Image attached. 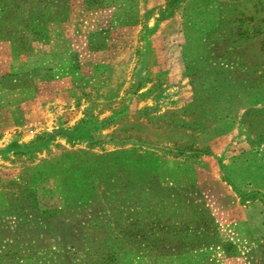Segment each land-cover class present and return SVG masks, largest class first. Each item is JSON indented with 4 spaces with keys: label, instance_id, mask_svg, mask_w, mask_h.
Returning a JSON list of instances; mask_svg holds the SVG:
<instances>
[{
    "label": "rangeland",
    "instance_id": "374dc122",
    "mask_svg": "<svg viewBox=\"0 0 264 264\" xmlns=\"http://www.w3.org/2000/svg\"><path fill=\"white\" fill-rule=\"evenodd\" d=\"M65 1L47 27L98 14L74 45L118 43L107 76L48 55L50 33L23 48L51 67L7 40ZM203 54L243 82L264 75V0H0V264H264V218L249 209L264 214V85L242 86L239 114L262 110L243 121L215 123L205 82L204 105L186 109V60Z\"/></svg>",
    "mask_w": 264,
    "mask_h": 264
},
{
    "label": "trees",
    "instance_id": "16d2710c",
    "mask_svg": "<svg viewBox=\"0 0 264 264\" xmlns=\"http://www.w3.org/2000/svg\"><path fill=\"white\" fill-rule=\"evenodd\" d=\"M85 4L92 7H98L103 4V0H85ZM167 6L169 5L167 4L166 8L163 11H160L158 19L165 18ZM68 11L69 7L65 1V4L55 8L54 10L47 9L28 12L27 15L29 17L27 21H30V23L25 24L18 34H14L7 40L12 41L14 51L19 53L26 52L30 55L32 52L23 48V46L27 44V41L47 38L49 35L47 23L53 20H64L63 18L66 16ZM220 22H222V18L219 19L218 23ZM216 24L217 22L215 23V26ZM215 26L205 33L204 40H197V47H199V44L204 46L211 44L212 40L209 38L211 37L212 32L217 29ZM186 31H189L188 27L186 28ZM202 51L204 52L205 50ZM189 59L186 60V69L188 74L192 77L191 82L194 87V99L193 102L186 107V109L199 110V108L204 105L203 102L206 100L205 98L202 99V97L205 92L202 91L200 87L202 83L205 82L209 90L208 98L210 99L209 104L211 109L209 113L212 115V119L215 123L224 122L227 119L235 120L237 118H240L243 121L251 112L255 113L262 111L261 109H247L242 114H239V110L242 108V96H247L244 89L241 90L242 86L247 87V91L262 87L264 85L263 74H253L248 77L247 82H243L240 76H233L231 71L228 70L227 64L218 61L216 56H207L206 54H203L201 56H194V59ZM205 63L208 65L210 70L208 72H201V67L199 66L205 65ZM48 77H53V75L50 74ZM247 93L250 94L251 91ZM197 119H199V117H197ZM174 225L172 224L171 227L174 228ZM191 235V230H186L184 233V239L186 242L188 239H192ZM204 239L205 240L201 243H204V246H206L210 242H208V238L206 236H204ZM226 245L231 249H235L234 244L231 242H226Z\"/></svg>",
    "mask_w": 264,
    "mask_h": 264
},
{
    "label": "crops",
    "instance_id": "0c3cea01",
    "mask_svg": "<svg viewBox=\"0 0 264 264\" xmlns=\"http://www.w3.org/2000/svg\"><path fill=\"white\" fill-rule=\"evenodd\" d=\"M86 14V17L84 16L79 20H75L73 22L63 21L60 22L61 24H59V26H49L48 29L50 38L48 40V43H44V46L50 47L48 50V55H52L53 52L60 51L74 52L76 58L79 60V63L83 64L84 67L87 68L97 66L98 64L104 65V69H102L101 71H93L91 73L92 78L98 80L102 77L107 76L116 67V64H118V62L116 63L117 60L114 58L115 55L113 53H119V45L118 43L114 44V42L110 41L107 46L103 47L102 49L84 50L82 48H76L74 45V37H76L77 35L89 34L96 31L95 28L99 19L98 14L93 11H86ZM61 29L62 31H60ZM39 55L41 54H39L37 51L32 52V54L28 55L25 58L24 63L29 64L30 62H32V67L53 66L51 61L49 63V61L45 62L41 60V56ZM0 65L3 64L1 63ZM4 65L5 69L7 70V68L9 67L7 65V62H5ZM27 68L28 66L26 65V69ZM65 79L66 78L63 76L56 75L51 81H60L62 84H65ZM249 209L253 212H258V214L261 215L262 218H264V214L262 213V210L258 209V205H253ZM260 225L264 227V222L262 221Z\"/></svg>",
    "mask_w": 264,
    "mask_h": 264
}]
</instances>
